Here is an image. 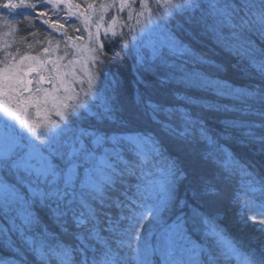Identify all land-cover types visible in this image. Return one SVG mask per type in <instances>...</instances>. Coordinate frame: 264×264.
Masks as SVG:
<instances>
[{
  "label": "snow or ice",
  "instance_id": "snow-or-ice-1",
  "mask_svg": "<svg viewBox=\"0 0 264 264\" xmlns=\"http://www.w3.org/2000/svg\"><path fill=\"white\" fill-rule=\"evenodd\" d=\"M80 8L72 0H0V28L7 30L0 32V111L27 130L18 131L7 120L0 121V171L12 174L11 182L0 179V249L9 253L0 256V264H152L150 257L157 248L148 243V236L157 225L162 227L167 254L173 256V237L186 239L187 221L178 215L169 224L165 215L177 204L186 206L185 201L175 199L173 187L184 178V171L174 161L169 163L160 186L162 195H152L139 183L145 165L162 155L159 134L179 150L198 134L208 147L205 159L217 157L228 178H246L238 200L243 209L240 217L260 234L257 244L245 246L229 238L212 219L193 209V219H198L217 241V251L208 253L206 264H264V177L258 178L254 164L225 149L202 120L193 119L184 109L165 107L149 99L145 110L159 127V134L127 128L136 123L133 115L121 121L124 131L109 135L99 128L80 129L69 152H58L54 147L65 130L85 114L99 123L117 122L113 115L116 96H109L104 89L105 68L120 58L117 46L121 52L135 48L138 53L141 47H147L152 61L159 59L164 67L172 69L175 65L165 59L166 47L171 55L188 59L180 67L179 77L169 72L162 82L178 80L187 88L211 90L229 102L238 101L239 109L230 108L228 103L222 107L239 110L244 117H256L258 122H228L233 128L245 129L236 143L242 148H255L264 157V0H206V4L200 0H101L98 6L88 3L84 11ZM199 9L205 14L189 37H208L235 53L247 62L245 74L256 83L237 88L226 80L205 76L195 67L188 69L189 61L193 65L209 61L175 33L167 35L161 48L145 43L146 35L164 31L177 16ZM36 27L44 28L46 47L37 48L42 43L39 40L28 42L29 36L37 35L32 31ZM69 28L78 35H70ZM62 44L63 55L53 58L52 53ZM66 58L67 62L61 63ZM147 63L145 56L137 55L138 84L144 83L139 74L152 70L145 68ZM112 83L119 82L113 78ZM141 99L138 95L137 102ZM181 99L197 102L191 96ZM29 108L41 118L30 115ZM53 113L59 121L52 119ZM177 113L179 123L173 124ZM80 159L92 165L85 168L83 179L77 162ZM193 194L197 196L198 192L194 190ZM40 212L76 243H51L56 233L42 223ZM33 232L36 234L30 235ZM189 251L193 255L203 252L195 245Z\"/></svg>",
  "mask_w": 264,
  "mask_h": 264
},
{
  "label": "trees",
  "instance_id": "trees-1",
  "mask_svg": "<svg viewBox=\"0 0 264 264\" xmlns=\"http://www.w3.org/2000/svg\"><path fill=\"white\" fill-rule=\"evenodd\" d=\"M74 3L81 5V9L84 10L86 4L91 3V0H74ZM202 4H206V0H200ZM101 0H96L95 5L98 6ZM111 14V11L106 14L105 18ZM205 14L203 9L196 10L195 12L185 13L182 17L177 16L171 23L168 24L167 29L164 30V40L166 41L169 33H175L180 39L188 43L190 47L198 55H203L208 59V63L193 65L191 61L186 65L188 69L195 67L199 72L210 78H218L226 80L228 83L234 85L237 88H244L257 81L252 80L245 74L247 68V62L243 61L235 53L229 51L227 48L218 45L213 39L208 37L191 39L189 33L193 29L198 27V23L201 17ZM51 15V14H50ZM64 13H61L63 16ZM125 19L126 13H122ZM54 18V17H53ZM39 25V21H35ZM129 23H134L131 21ZM79 26V22H77ZM47 26H44L46 28ZM44 28L36 27L32 31L36 32L35 38L28 37V42L35 43L37 40L41 41V44L36 45L37 48L46 47L47 44L43 42L45 35ZM127 32L128 29H122ZM7 31L0 28V32ZM50 31V30H49ZM25 35L27 33H24ZM69 34L74 37L78 33H74L69 28ZM139 35V34H138ZM202 35V33H201ZM159 38V36H157ZM146 38V37H145ZM0 37V41H2ZM130 40L131 37H128ZM86 40V34H85ZM157 48H161L159 45V39L151 41ZM54 46V45H53ZM26 47V46H22ZM117 51L120 52V58L109 63L105 68L107 77L104 83V89L109 96H116V111L114 112L116 123L106 122L99 123L93 117L85 114L83 115L75 125H72L69 129H66L64 134L59 138V141L54 144V147L58 152L67 153L69 140L74 135L79 134L80 129L92 131L95 128H99L102 131L111 135L113 132L124 131L125 125L121 121L126 120L128 117L133 116L135 118V124H128L127 128L135 130L154 131L159 134V127L155 125L150 114L145 110V104L150 99L152 103H159L165 107L174 109H184L192 115L193 119H200L204 122V125L209 131V134L219 140V143L224 146L228 151L233 152L237 157L249 161L255 165L253 169L258 178L264 177V157L257 154L255 148L247 149L242 148L236 143L237 138L242 136L245 131L243 128H233L228 122L233 120H257L256 117H244V114L237 111H226L222 107L223 104L228 103L229 107L235 106L237 109L241 107L238 101L229 102L221 97H218L214 91L190 89L179 83L178 80H173L168 83H163V79L169 74V72L175 73L176 77L181 75L179 71L180 67L184 65V61L187 57L173 56L168 53V49L163 47L165 53V59L169 64L175 65L174 68L168 69L161 64V61L157 59L152 61L149 54L150 49L147 47H141L139 53L135 48L131 51L121 52L120 47L117 46ZM143 51V53H142ZM64 53L63 44L61 48L52 53L53 58L56 56H62ZM35 55V50L32 51ZM143 55L147 59L148 63L145 68H151V71H142L139 74L140 79H143V84L137 83L138 73L136 69L139 67L136 64L137 55ZM148 54V55H145ZM2 55V53H0ZM115 78L118 80V84H113L112 80ZM148 85L149 87H145ZM116 89V92H113ZM79 90V88H77ZM140 95L141 102H137V96ZM191 96L196 103H191L187 99H181V97ZM209 105L211 107H205ZM219 108L220 110H215ZM96 109H92L95 111ZM179 113L173 117V124H178ZM60 120V119H59ZM57 120V121H59ZM258 122V120H257ZM71 134V135H70ZM159 139L162 141L161 152L162 155L154 157L150 162L145 165L143 169L142 179L139 181L145 188H147L152 195H162L161 184L166 179V173L170 162L174 161L177 167L184 171V178L178 180L174 187L175 199L178 201H185L186 206L176 205L173 211L165 215V219L170 224L175 220L176 216H183L187 221L186 239L180 240L175 237L176 241L175 253L173 256H169L164 246V242L161 239L162 227L157 225L152 228L151 235L148 236V243L157 251L150 257L152 264H172L175 262H182V264H192V262H199V264H206L207 255L211 252L217 251L216 239L208 234V230L199 223V220L193 219V209L202 213L203 216L212 219L220 228L224 230L226 235L235 240L241 242L245 246H256L257 238L260 234L256 232L255 228L250 225H245L240 217V213L243 211L238 203L240 195L244 192V179L239 175H235L228 178L224 175V170L219 162V159L215 156L204 158L208 151L206 142L196 136L190 137V142L184 150H179L175 147L174 143L165 137L163 134H159ZM63 141L68 142L63 145ZM87 143V140L85 141ZM110 147V146H106ZM103 152V149L97 152L99 156ZM125 158L128 159L129 155L125 153ZM56 162H59V157H56ZM81 165L79 172L80 178H84L85 168H90L92 165L85 164L79 161ZM0 178L11 182L12 174L4 171H0ZM207 189V191L205 190ZM194 190L198 192L197 196H194ZM218 192L219 194H214ZM239 194V195H238ZM42 223H46L49 227V231L56 233V239L50 241L51 243H69L75 244L76 242L70 235H65L59 231L55 224H53L47 217L45 212H40ZM36 233H30L35 235ZM198 249H202L203 252H198L193 255L189 251L193 246ZM127 252V250H124ZM9 253L0 249V256H7ZM219 264H225L224 261H220ZM235 264V261H232Z\"/></svg>",
  "mask_w": 264,
  "mask_h": 264
},
{
  "label": "rangeland",
  "instance_id": "rangeland-1",
  "mask_svg": "<svg viewBox=\"0 0 264 264\" xmlns=\"http://www.w3.org/2000/svg\"><path fill=\"white\" fill-rule=\"evenodd\" d=\"M74 0H72V2H73ZM95 2H96V0H91V3H94L95 4ZM74 3V2H73ZM85 10V9H84ZM84 10H82L81 8H80V10L79 11H84ZM86 34V33H85ZM139 34V29H137V35ZM87 35V34H86ZM157 36H159V38L157 37ZM162 36H164V31H161V30H157V31H155V32H153V33H151V34H149V35H146L145 37H144V41H145V43H149V42H151V41H153V40H155V39H159V45L160 46H162L166 41L164 40V37H162ZM142 53H143V51H142ZM144 54V53H143ZM145 55H148V54H145ZM149 55H151V54H149ZM54 58H56V56L54 57ZM67 62V58L64 60V61H61V63H66ZM44 87H47V88H50L51 87V85H49V84H45L44 85ZM85 87H86V85H85ZM49 107H51V105H49ZM28 112H29V114L30 115H32L33 117H35L37 120H39L41 117H36L35 116V109H33V108H29L28 109ZM41 115H43L42 113H41ZM52 119H54V120H59L60 118L59 117H57V116H55L54 115V113L52 114ZM3 120H7L10 124H12V125H14L15 126V129L16 130H18V131H20V130H22V131H24V132H27V130L26 129H21V125H20V123L18 122V121H16V120H12L11 118H9V117H6V116H4V114H3V112L2 111H0V121H3ZM54 127V126H53ZM3 131V128H2V125H0V132H2ZM41 132L43 131V129H41L40 130ZM30 135V134H29ZM71 135V134H70ZM79 136V134H77L76 136H72L71 137V139L69 140V143L68 142H65V141H63V145H66L67 143H68V145H66L67 146V148H68V151L67 152H69L70 150H71V146L73 145V143H74V141H75V139H76V137H78ZM77 147H78V145H76ZM46 155H47V153H45ZM66 154V153H65ZM79 161H82V162H84L82 159H80V160H78L77 162L79 163ZM1 179V178H0Z\"/></svg>",
  "mask_w": 264,
  "mask_h": 264
}]
</instances>
